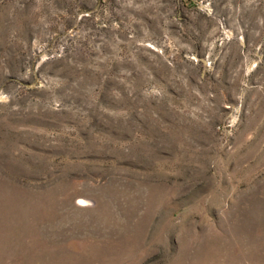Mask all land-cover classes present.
I'll return each mask as SVG.
<instances>
[{
  "label": "rangeland",
  "instance_id": "rangeland-1",
  "mask_svg": "<svg viewBox=\"0 0 264 264\" xmlns=\"http://www.w3.org/2000/svg\"><path fill=\"white\" fill-rule=\"evenodd\" d=\"M0 264H264V0H0Z\"/></svg>",
  "mask_w": 264,
  "mask_h": 264
},
{
  "label": "bare ground",
  "instance_id": "bare-ground-1",
  "mask_svg": "<svg viewBox=\"0 0 264 264\" xmlns=\"http://www.w3.org/2000/svg\"><path fill=\"white\" fill-rule=\"evenodd\" d=\"M80 202H83V201L80 200Z\"/></svg>",
  "mask_w": 264,
  "mask_h": 264
}]
</instances>
